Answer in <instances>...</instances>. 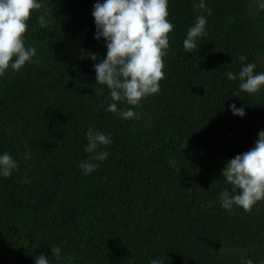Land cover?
<instances>
[{
  "label": "trees",
  "instance_id": "obj_1",
  "mask_svg": "<svg viewBox=\"0 0 264 264\" xmlns=\"http://www.w3.org/2000/svg\"><path fill=\"white\" fill-rule=\"evenodd\" d=\"M40 2L24 37L36 55L0 76V155L18 164L0 177V264L41 255L50 264H264V200L249 212L219 200L231 191L223 168L264 130V86L237 97L239 79L225 75L248 63L264 72V0H205L211 15L203 12L205 35L192 53L183 41L199 0H169L165 78L139 106L117 102L137 113L127 120L106 111L109 90L85 55L107 53L94 38L97 0ZM89 128L112 143L98 146L109 155L84 174L79 162L94 155L84 151Z\"/></svg>",
  "mask_w": 264,
  "mask_h": 264
},
{
  "label": "clouds",
  "instance_id": "obj_2",
  "mask_svg": "<svg viewBox=\"0 0 264 264\" xmlns=\"http://www.w3.org/2000/svg\"><path fill=\"white\" fill-rule=\"evenodd\" d=\"M194 9L201 14L195 18V23L189 27L183 47L187 53L196 48V40L205 35L207 19L203 15L207 11L205 0L193 4ZM44 9L40 0H0V76L10 68L20 71L27 63H31L36 55L34 46H26L25 35L28 21L33 11ZM169 0H104L93 6L92 16L95 21V39L105 41L107 49L105 58L96 54L85 53L94 62L96 84L106 86L112 103L106 111L118 113L127 120L135 118L137 113L132 108L118 109L117 102L139 106L142 99L158 94L159 82L165 78L163 69L166 67L164 57L170 47L169 34L175 25L168 19ZM50 13L45 9L37 18L41 28L47 27ZM245 56L239 57L244 61ZM256 64L243 65L238 75L231 71L225 73L229 80L239 79L240 92L254 94L264 86V72L256 73ZM206 91V90H205ZM230 111L235 116H245L244 107L230 105ZM254 146L230 159L222 170L223 180L231 186V191L225 188L219 195L221 207L231 210L235 205L246 212L251 211L256 203L264 200V130L257 133ZM87 146L84 151L93 153L89 160L79 162L84 174L96 170L97 164L108 157L107 151L97 152L98 146L112 143L109 135L93 131L86 133ZM18 167L13 157L4 153L0 155V177H9ZM52 256L57 260L61 257V248L52 247ZM66 259L74 260V256ZM35 264H50L43 255L35 259ZM150 264H165V258L152 259ZM243 264H253L246 260Z\"/></svg>",
  "mask_w": 264,
  "mask_h": 264
}]
</instances>
